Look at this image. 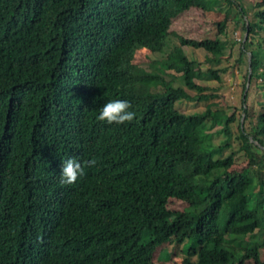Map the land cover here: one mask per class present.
<instances>
[{"label":"trees","instance_id":"obj_1","mask_svg":"<svg viewBox=\"0 0 264 264\" xmlns=\"http://www.w3.org/2000/svg\"><path fill=\"white\" fill-rule=\"evenodd\" d=\"M195 12L215 37L170 29ZM235 69L230 115L199 80ZM116 99L135 119L97 121ZM68 158L97 163L62 185ZM0 264H264V0H0Z\"/></svg>","mask_w":264,"mask_h":264},{"label":"rangeland","instance_id":"obj_2","mask_svg":"<svg viewBox=\"0 0 264 264\" xmlns=\"http://www.w3.org/2000/svg\"><path fill=\"white\" fill-rule=\"evenodd\" d=\"M224 18V12L221 14H218L217 16L213 15H201L199 12H195L193 16L190 15H184L179 18H177L172 25L170 26L171 30L174 31L175 34L182 35L185 38H192L196 40H201L203 38L207 37H215L217 33V26L215 24L216 21L222 20ZM242 23H240L239 26H237L236 22L231 20L228 26V35H229V41L230 43L234 41H238V43L235 45L234 48V57L230 61H234L238 55H239V49L241 44L239 43L242 38L245 40V35L247 31L242 30ZM179 44V39L177 38V35H172L171 41L169 42V47L166 48L167 51H170L174 45ZM184 50L186 52L189 51L187 46H184ZM145 53H149L150 58H155V55H152L150 52L145 51ZM250 53L247 52V55L245 58L248 59L249 63V55ZM195 55L199 58V60H204V54L200 50L195 51ZM161 56H164L162 54ZM160 57V56H157ZM202 67L206 69L209 67V64L205 63L202 64ZM245 72L247 71V62L245 64V67L243 68ZM237 69H235L236 71ZM245 72L243 74H240L236 71L235 75H231V72H227L225 74L227 81L229 82L227 86H220L221 84L217 80H209V79H201L199 80V83L203 85H209L211 87H219L220 91V98L216 99L217 105H214V109H225L230 115L233 113L235 107L240 106L239 96L240 91L242 89V83L245 81ZM248 83V81H247ZM181 109L185 111H194L204 110L205 104L204 103H195V102H184L181 104ZM237 122L234 124V130L237 132ZM222 125H216L211 131H218ZM225 139V134L221 133L217 135V138L215 140L216 144H220ZM231 150L228 149V152ZM235 162L236 166L235 169H239L240 166H243L246 161V157L241 153H237L235 156Z\"/></svg>","mask_w":264,"mask_h":264},{"label":"clouds","instance_id":"obj_3","mask_svg":"<svg viewBox=\"0 0 264 264\" xmlns=\"http://www.w3.org/2000/svg\"><path fill=\"white\" fill-rule=\"evenodd\" d=\"M131 104L127 100L116 99L108 101L100 108L96 120L107 125H125L130 124L135 119V112L129 111ZM97 161L91 159L82 163L76 158H68L63 162L60 174V183L62 185H72L77 179L85 174V166L93 167Z\"/></svg>","mask_w":264,"mask_h":264},{"label":"water","instance_id":"obj_4","mask_svg":"<svg viewBox=\"0 0 264 264\" xmlns=\"http://www.w3.org/2000/svg\"><path fill=\"white\" fill-rule=\"evenodd\" d=\"M248 26H249V24L247 23V28H248ZM248 36V30H247V33H246V35H245V38ZM250 53V52H249ZM250 55V57H249V60H250V58H251V53L249 54ZM251 72L252 71H250V73H249V77H248V83H247V86L249 87L250 86V77H251Z\"/></svg>","mask_w":264,"mask_h":264}]
</instances>
